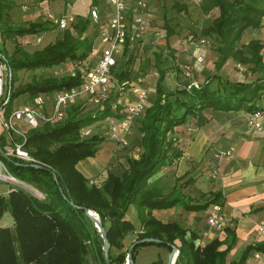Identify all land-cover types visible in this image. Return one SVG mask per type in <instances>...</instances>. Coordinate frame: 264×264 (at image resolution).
Masks as SVG:
<instances>
[{
	"label": "trees",
	"instance_id": "obj_1",
	"mask_svg": "<svg viewBox=\"0 0 264 264\" xmlns=\"http://www.w3.org/2000/svg\"><path fill=\"white\" fill-rule=\"evenodd\" d=\"M192 3L195 2L192 0ZM96 5L97 0H93L92 6ZM197 5L205 15L218 10L200 35L206 39L215 37L218 42V59L215 62L218 73L209 77L200 89H188L185 85L170 92L165 89L166 72L158 67L155 98L134 124L139 151L136 156L125 158L124 166L117 164L115 159L110 160L107 178L93 184L77 168L81 161L95 158L105 140L95 133L83 138L81 131L108 118L121 120L125 116L128 102L126 99L119 101V97L124 98L136 84L130 65L134 63L131 54L137 45L131 50L129 44L123 52L125 62L119 67L120 57L112 71L113 87L118 97L116 103L111 100L109 103L108 100L103 108L95 107L93 110L92 100L83 98L66 108L63 121L45 123L28 132L26 147L37 159L38 165L44 168L0 156L11 174L44 195H35L19 186H12L8 194L0 193V221L5 215H10L13 221L11 227L0 226V264H92V258L95 264H107L104 241L85 209L96 212L107 231L111 264L127 262L128 250L123 251L124 239L136 230L134 223L126 218L130 207L136 209L141 224V231L132 244L147 238L158 241L137 243L132 252L134 262L138 250L148 245L168 251L176 246L179 250L176 264H246L254 251L262 250L263 245L249 246L239 260L228 262V256L237 242L233 231L226 229L227 238L223 241L215 239L205 245L196 244L197 234L190 232L191 237L188 238V230L180 223L165 224L152 216L154 210L176 206H182L188 212L206 211L213 204L223 206L221 192L212 193L204 204H192L180 195H165L163 191L149 188V181L154 175L182 157L178 149L180 143L174 141L180 139L174 134L177 127L191 119L197 127L204 126L210 120L205 115L207 110L225 113L243 111L249 115L264 113V44L255 39L242 44L247 30L264 26V0H203ZM172 7L189 12L186 3L174 1ZM11 9L10 0H0V37L3 45L0 58L7 68L5 91L9 99L6 113L13 110L14 101L21 96H27L28 103H31L37 96L52 95L81 85L85 72L97 62L102 48L97 39V26L90 17L81 20L78 16L67 29L59 30L62 35L54 42L32 52L18 46L9 55L6 49L8 40L37 38L50 30L46 22L14 25L8 19ZM166 16L167 13L163 15V20ZM51 27L58 28L55 25ZM164 28L167 30L164 31ZM162 30L165 39L176 35L167 27V22ZM230 59L250 67L259 77L248 82L224 78L219 71ZM79 62L85 71H78L76 77L52 75L53 70L65 64ZM21 71L39 76H33L26 84L16 85L17 74ZM4 142V137H0L1 146ZM215 168L213 166L212 170ZM224 245L226 248L222 249Z\"/></svg>",
	"mask_w": 264,
	"mask_h": 264
},
{
	"label": "crops",
	"instance_id": "obj_2",
	"mask_svg": "<svg viewBox=\"0 0 264 264\" xmlns=\"http://www.w3.org/2000/svg\"><path fill=\"white\" fill-rule=\"evenodd\" d=\"M104 1L109 5L108 0ZM161 1L163 3L164 0H152L151 2L150 26L152 21L163 18ZM174 1L182 4L192 3V0H166L165 3L169 5ZM109 11H111L110 5L108 11L103 13L100 10L103 22L109 20L107 15ZM212 13L216 15L218 10ZM150 30H152L151 27L148 32ZM251 31L261 34L264 26L260 29L247 30L242 38V44H248L251 41L248 39L245 41ZM213 48L212 43L191 47L187 42L178 47L180 58L187 61L193 59L196 69L195 79L199 82L204 83L213 75L212 67H215L218 59L217 50L214 51ZM133 49L135 47H131V50ZM198 57H202L204 62L197 63ZM179 60L181 62V59ZM93 61L95 63L96 59ZM232 63L235 61L230 59L219 72L225 74ZM140 80L139 78L135 83L141 82ZM131 97V93L127 92L119 101L126 99L127 103ZM205 115L210 120L200 128L191 119L185 125L175 129L174 134L181 139L178 149L182 152V157L173 165L154 175L149 181V188L163 191L165 195H180L192 204H204L210 199L212 193L221 192L223 213L226 218L225 226L221 230L208 226L207 219L211 206L206 211L198 212H188L182 206H176L170 209L154 210L152 216L165 224L180 223L188 230V238L191 237L190 232L197 234L196 244L205 245L215 239L223 241L227 238L226 229H229L235 233L237 242L228 256V262L239 260L249 246L263 245L262 250L254 251L250 255L246 264H264V237L257 234L258 225L264 222V131L257 132L251 129L247 124L249 114L243 111L225 113L207 110ZM119 121L116 120V122ZM97 126H101L99 132L102 134L94 133L105 138L100 151L95 158L86 159L77 165L78 170L90 182L104 181L108 176L110 160H117L118 156L124 154L120 150L122 146L109 135L108 121L94 125V129ZM218 150H230L232 155L215 163L213 156ZM119 160L123 162L125 159ZM213 166H216L215 169L218 170V177L215 179L210 177ZM8 190L9 187L5 185L1 193L8 194ZM126 218L134 223L136 230L125 237L123 251L130 248L138 232L141 231L138 218L137 222H134L128 215ZM206 231H208V236L204 237L203 233ZM225 248L226 245L222 246V249ZM146 252L152 255L153 259H160L163 264H165L164 255L167 254L170 263L172 251L155 245L140 248L136 255V263L146 255Z\"/></svg>",
	"mask_w": 264,
	"mask_h": 264
},
{
	"label": "built area",
	"instance_id": "obj_3",
	"mask_svg": "<svg viewBox=\"0 0 264 264\" xmlns=\"http://www.w3.org/2000/svg\"><path fill=\"white\" fill-rule=\"evenodd\" d=\"M40 0H22L23 10L26 11L30 4H37ZM200 4L203 0H193ZM152 0H108L111 11L107 14L108 21L103 22L101 12L94 7L90 10L89 17L94 25L97 26V39L101 45V54L92 68L85 72L84 82L76 87L66 91L56 92L52 95H40L33 99L31 103L21 107L13 108L9 113L4 112L8 100L6 98L5 84L7 76L6 65L0 58V125L3 129L4 145L2 149L9 157L28 164H38L30 151L26 147L28 132L38 129L42 124L55 123L63 121L66 116V108L75 104L78 100L89 98L95 107L103 108L111 94L114 84L113 68L117 65L118 59L123 55L125 46L131 47L144 38L150 28V6ZM47 17L54 25L57 24L59 30L67 29L78 18L77 12L69 8L67 12L58 16L47 13ZM155 40H162L164 32L162 29L154 30ZM189 38L187 43L191 47L209 44V40L201 38L197 42ZM38 44L42 42L41 37H37ZM197 63L204 62L202 57H198ZM71 67L68 68V66ZM243 70L245 66L239 65ZM67 68V69H66ZM194 66L190 64L185 66L184 78L188 82L187 88L200 89L205 83L195 79ZM78 71L84 72L83 64L70 63L64 67L56 69L54 75L60 76L62 73L76 77ZM158 76V72L154 73ZM132 97L127 103L125 116L116 122L115 119L108 118L109 135L111 139L122 147L128 146V139L133 134L134 124L141 117L150 104V90L142 86L141 82L134 84L130 92ZM248 126L257 131H264V113L256 112L249 115ZM26 127V128H24ZM94 126L86 127L81 131L83 138L90 137L94 132ZM180 143L181 139H174ZM232 152L216 151L214 159L220 161L224 157H230ZM210 177H218V170L210 172ZM94 182L91 181L90 184ZM7 185L9 190L12 186H19L26 191L44 197V195L29 183L22 181L9 172L5 164L0 159V193L1 187ZM8 190V192H9ZM208 226L212 229L221 230L226 224V218L223 213V207L220 204L211 205L207 219ZM257 234L264 237V222H261L257 228ZM204 237L208 236V231L203 233ZM125 264H129L127 262Z\"/></svg>",
	"mask_w": 264,
	"mask_h": 264
},
{
	"label": "rangeland",
	"instance_id": "obj_4",
	"mask_svg": "<svg viewBox=\"0 0 264 264\" xmlns=\"http://www.w3.org/2000/svg\"><path fill=\"white\" fill-rule=\"evenodd\" d=\"M10 1L12 2V9L9 11L8 19H10L11 23H13L14 25H24L29 22H46L48 27H50V30L39 35L42 38V42L40 44L37 43L36 37L8 40L6 42V49L9 55L13 54L16 47L18 46L32 52L36 49L43 48L47 44L52 43L59 37H61L62 33L59 31V29L51 27L52 25L54 26V24L48 22L49 19L47 17V13L58 16L61 13L67 12L69 8L73 7V9L80 17L79 19L85 20L89 18L90 10H92L94 7H97V9L101 10L103 13L104 11L109 10V5L105 3L104 0H97L96 6H92L93 0H40L37 4H30L28 10L26 11L22 9L23 3L21 0ZM165 2L166 0H164L163 3L161 1L162 12H164V14L167 13L166 18L164 20L163 18H160L159 20L152 21V25L150 26L152 30H150L147 35H145L144 38L137 43V48L131 54L132 58L134 59V63L130 65L132 66V77H134L133 79L136 81H138L137 79L140 78L142 86L150 90L151 102L155 98V89L158 77L154 73L157 72L158 67L166 72L164 84L167 91L171 92L176 90L177 88H183L185 85H188V82L184 78L185 66L188 64L194 66V62L192 61L193 59H189V61H187L180 58L178 47L182 45V43L184 44L185 42H188L187 40L189 38L195 39V42L201 39L202 37L200 35H202V30L211 23L215 16L214 13H211L209 15L201 13L200 8L196 3L185 2L189 6V12L185 13L182 11H177L175 8H173V3H169V5H167V3ZM166 22L167 27H170L172 30H174L176 35L173 36L170 40H155L153 35L154 30L163 29V26L166 25ZM55 26H57V24ZM166 30L167 28H164V31ZM246 39H256L264 44V31H262L261 34L251 31L245 38V41ZM208 40L210 43H212L214 51H216L218 42L215 37H211ZM2 48L3 45L0 37V49ZM124 59V57L121 58L122 61H120L119 67L125 62ZM179 59H181V62ZM69 67H71V65H69L68 68ZM227 69L228 70L225 74H222L221 72H219V74H221L224 78L232 81L241 80L248 82L256 80L259 77V75L255 74L250 67H245L243 70L239 69L236 62L232 63V65ZM194 73L196 74L195 68ZM212 73L213 75L218 73L215 67H212ZM37 75L39 76V74H33L29 71H21L17 74L16 85L26 84L30 82L33 76ZM52 75H54V70L52 71ZM64 75H66V73H62L60 76ZM205 82H208V80ZM215 85L216 83L214 84V86ZM116 93L117 91L114 86L109 98V103L110 100L111 102L113 101V104L117 102L118 97ZM28 102L29 98L27 96H21L14 101L13 107L15 109L21 108L27 105ZM93 107H91L93 108V110L96 109L95 106ZM5 111L6 110H4V112ZM100 128L101 126H97L93 130V132L102 134V132H99L101 131ZM0 134L3 135V129L1 125ZM136 134V128H134L133 134L128 139V146L125 149L120 148L121 152L124 153V155L118 156V159L116 160L117 164H121L124 166L126 164L125 160L122 162L119 159H125L127 157L137 155L139 151V138L136 137ZM4 187L5 185L3 184V186L1 187V191L4 190ZM127 215L131 217L134 222H137V211L134 207H130ZM10 217V215H5L0 221V226L11 227L12 220L10 219ZM151 246L152 245H148L144 247ZM164 260L165 264H169V257H167V254L164 255ZM160 261V259H153L152 255L146 252V255L143 256V258L139 259L137 263L135 260V264H153L160 263ZM91 262L92 264H95L93 258Z\"/></svg>",
	"mask_w": 264,
	"mask_h": 264
},
{
	"label": "water",
	"instance_id": "obj_5",
	"mask_svg": "<svg viewBox=\"0 0 264 264\" xmlns=\"http://www.w3.org/2000/svg\"><path fill=\"white\" fill-rule=\"evenodd\" d=\"M10 76H12V74H10ZM0 156L3 157L6 160H10V158L4 153L2 146L0 145ZM35 167L38 168H44L41 165L35 164L33 165ZM86 211V215L87 217L90 219V221L92 222V224L94 225V227L97 229V231L100 233L103 241H104V255H105V260L107 264H111L110 262V257H109V253H110V244L107 238V231L102 227L101 225V221H100V217L99 215L89 209H85ZM144 242H158L154 239H144L142 241L136 242L135 244H132L131 247L128 249V261L129 264H135V262L132 259V252H133V248L135 247V245L137 243H144ZM179 254V250L176 246L173 247L172 250V255H171V259H170V263L169 264H176V260Z\"/></svg>",
	"mask_w": 264,
	"mask_h": 264
}]
</instances>
